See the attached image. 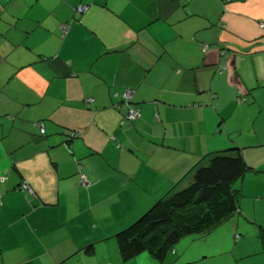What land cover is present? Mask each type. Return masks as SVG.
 <instances>
[{"label":"crops","instance_id":"0c3cea01","mask_svg":"<svg viewBox=\"0 0 264 264\" xmlns=\"http://www.w3.org/2000/svg\"><path fill=\"white\" fill-rule=\"evenodd\" d=\"M261 24L264 0H0V264H264ZM232 147L252 168L238 211L123 262L115 234Z\"/></svg>","mask_w":264,"mask_h":264},{"label":"trees","instance_id":"16d2710c","mask_svg":"<svg viewBox=\"0 0 264 264\" xmlns=\"http://www.w3.org/2000/svg\"><path fill=\"white\" fill-rule=\"evenodd\" d=\"M249 171L252 168L237 147L203 156L181 180L187 182L186 187L179 190L173 186L138 219L115 234L121 260L127 262L147 253L161 263L184 236L211 232L238 211L241 193L234 185ZM258 237L264 253V228L259 229ZM93 250V246L85 249L87 254Z\"/></svg>","mask_w":264,"mask_h":264},{"label":"built area","instance_id":"2783aa9c","mask_svg":"<svg viewBox=\"0 0 264 264\" xmlns=\"http://www.w3.org/2000/svg\"><path fill=\"white\" fill-rule=\"evenodd\" d=\"M86 6H82V5H79L77 6L75 9H74V12L77 13V14H83L85 13L86 11ZM262 27H264L263 24H261ZM67 26H62V32L63 34L66 32L67 30ZM208 49L207 46H203V51H206ZM224 70L223 67L220 68V72H222ZM115 97L117 98H120V100L127 106V112L125 114V119L126 120H136L139 116H140V113H139V110L138 108L134 107L131 103V100H132V97H133V91L130 90V89H127V90H124V92L118 96L117 94L115 95ZM89 101V100H88ZM245 101V98L243 97H238L237 98V102H244ZM38 127H39V132L41 135H44V127L42 124H38ZM78 135L75 134V133H72V132H69L68 133V137L70 139L72 138H75L77 137ZM5 180V177L3 175L0 174V182H3ZM80 183L83 184V185H86L87 184V180H86V177L85 175H81L80 176ZM23 191H25L27 194L29 195H33L32 191L29 189L28 185L26 183H22L21 187H20ZM236 238H238V236H236Z\"/></svg>","mask_w":264,"mask_h":264},{"label":"rangeland","instance_id":"374dc122","mask_svg":"<svg viewBox=\"0 0 264 264\" xmlns=\"http://www.w3.org/2000/svg\"><path fill=\"white\" fill-rule=\"evenodd\" d=\"M240 103V102H239ZM243 103V102H242ZM264 115V113H263ZM264 150V149H261ZM263 152V151H262ZM256 159H259V161H264V156L259 154L256 156ZM239 184V181L234 185V187H237V185ZM249 256L247 259H243V261H239L240 264H256L258 263V255L253 254L254 252L252 250H248ZM221 264H235V262L233 261L232 257H230L229 255H226V257L220 259Z\"/></svg>","mask_w":264,"mask_h":264}]
</instances>
